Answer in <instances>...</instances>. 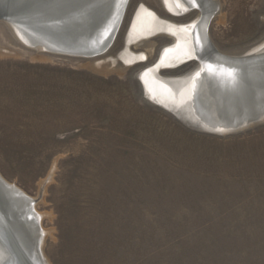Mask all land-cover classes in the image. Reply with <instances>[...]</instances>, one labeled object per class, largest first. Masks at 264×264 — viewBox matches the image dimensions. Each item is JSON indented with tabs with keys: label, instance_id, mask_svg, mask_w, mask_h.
<instances>
[{
	"label": "rangeland",
	"instance_id": "obj_1",
	"mask_svg": "<svg viewBox=\"0 0 264 264\" xmlns=\"http://www.w3.org/2000/svg\"><path fill=\"white\" fill-rule=\"evenodd\" d=\"M140 3L177 22L195 15L130 0L103 57L122 50ZM220 4L209 25L219 50L264 34V0ZM151 42V54L131 48L144 61L98 71L91 59L38 55L0 23L1 176L29 196L41 191L50 264H264V124L219 136L149 103L135 74L171 41Z\"/></svg>",
	"mask_w": 264,
	"mask_h": 264
},
{
	"label": "bare ground",
	"instance_id": "obj_2",
	"mask_svg": "<svg viewBox=\"0 0 264 264\" xmlns=\"http://www.w3.org/2000/svg\"><path fill=\"white\" fill-rule=\"evenodd\" d=\"M129 1L0 0V23L23 47L38 55L46 54L45 49H59L58 44L68 50L97 53L88 58L97 70L118 62L129 67L144 61L146 54L133 53L131 48L143 47L151 54L152 39L167 38L171 42L162 46L154 63L137 72L149 103L190 128L224 136L264 120V34L248 45L221 51L209 35L211 20L222 17L220 0H159L171 18L195 15L189 21L177 22L140 3L130 19L122 50L113 57H103L118 36ZM261 18L264 22V15ZM190 62L194 65L178 75L161 73ZM0 179V216L6 226L0 231V264H11L9 233L14 243L26 250L31 264H50L43 251L49 233L41 225L46 214L36 209L41 191L32 197L1 174ZM48 179L40 183V189ZM17 257L16 253L12 262H17Z\"/></svg>",
	"mask_w": 264,
	"mask_h": 264
},
{
	"label": "water",
	"instance_id": "obj_3",
	"mask_svg": "<svg viewBox=\"0 0 264 264\" xmlns=\"http://www.w3.org/2000/svg\"><path fill=\"white\" fill-rule=\"evenodd\" d=\"M58 46L60 47L59 49L58 48H55V49H45V51L47 52L46 54H53V55H60V56H66V57H74V58H83V59H88V58H94L96 57L97 53H92L90 52L89 54L83 52V51H75V50H68L65 48V46H63L61 44V46L58 44ZM135 78L137 80H139V77H137V73L135 74ZM141 86V85H140ZM162 109V108H161ZM175 119H177L179 122H181L183 125L184 122L181 121L180 118L176 117L175 115H173ZM264 124V120L263 119H260L256 122H254L253 124H248V125H245L241 128H238L235 132L231 133L232 134H236V133H240V132H244V131H248L258 125H262ZM186 127H188L187 125H185ZM190 128V127H188ZM192 130H195V131H198V132H203V133H209V134H214V135H219V136H224V134H217V133H212V132H208V131H201V130H197V129H193V128H190ZM1 180V179H0ZM5 222L3 221V217L0 216V231H5L6 230V226L4 225ZM17 235H20V234H17ZM6 237L9 239V241L11 242V245L13 247L12 249V256L10 257V261H11V264H31V261L29 259V255L28 253L26 252V250H22L21 248V245L18 244L16 241L14 243V239H13V236L9 233V237L6 235ZM18 241H21V239H19ZM4 244V243H3ZM3 244H1L3 246ZM39 246V244H38ZM40 248V246H39ZM18 255V261H13L12 262V257L14 255Z\"/></svg>",
	"mask_w": 264,
	"mask_h": 264
}]
</instances>
